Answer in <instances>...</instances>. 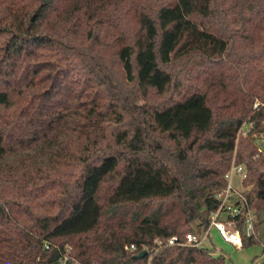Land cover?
Returning a JSON list of instances; mask_svg holds the SVG:
<instances>
[{
  "label": "trees",
  "instance_id": "trees-1",
  "mask_svg": "<svg viewBox=\"0 0 264 264\" xmlns=\"http://www.w3.org/2000/svg\"><path fill=\"white\" fill-rule=\"evenodd\" d=\"M255 132L264 0H0V264H225L168 240L232 162L264 221Z\"/></svg>",
  "mask_w": 264,
  "mask_h": 264
},
{
  "label": "built area",
  "instance_id": "built-area-1",
  "mask_svg": "<svg viewBox=\"0 0 264 264\" xmlns=\"http://www.w3.org/2000/svg\"><path fill=\"white\" fill-rule=\"evenodd\" d=\"M234 176L240 177V183L246 176V169L243 165L231 164L224 175V187L214 194L218 200V207L210 213L209 223L202 234L188 232L184 235L183 241H178L176 236L168 240V244L179 243L180 245H195L201 247L202 241L214 229L219 237L229 245L242 247V234L239 224L243 221V230L246 236H256L254 227V212L248 207L243 190L232 183ZM130 248H134L133 245ZM66 258L62 260L65 264Z\"/></svg>",
  "mask_w": 264,
  "mask_h": 264
},
{
  "label": "rangeland",
  "instance_id": "rangeland-1",
  "mask_svg": "<svg viewBox=\"0 0 264 264\" xmlns=\"http://www.w3.org/2000/svg\"><path fill=\"white\" fill-rule=\"evenodd\" d=\"M258 101L255 102L254 107L258 106ZM251 127V123L244 121L243 125L240 128L239 136L247 135L248 130ZM237 135V136H238ZM253 140L254 143L259 147V149H264V132H255L253 133ZM233 164V162H232ZM232 183L238 186L240 189L243 190L244 193V186L243 181L240 184V177L234 176L232 179ZM240 184V185H239ZM257 233L256 236L259 238V243L256 245H252L249 247H243L239 250L234 249L229 244L225 243L215 232L214 230L211 231V240L213 246L211 249L214 250V253H222L226 257L225 264H262L264 261V221H261L258 225V230L256 229ZM210 246V243H208ZM71 264H76L72 262Z\"/></svg>",
  "mask_w": 264,
  "mask_h": 264
},
{
  "label": "crops",
  "instance_id": "crops-1",
  "mask_svg": "<svg viewBox=\"0 0 264 264\" xmlns=\"http://www.w3.org/2000/svg\"><path fill=\"white\" fill-rule=\"evenodd\" d=\"M241 184V183H240ZM239 184V185H240ZM214 229L212 228V229H210V231H209V234H208V236L206 237V238H204L203 239V241H202V245H201V247H205V248H211V246H213V244H212V240H211V231H213ZM257 230H258V227H257ZM215 231V230H214ZM216 232V231H215ZM256 233H257V231H256ZM218 234V233H217ZM258 236V235H257ZM208 243H210V246H208ZM226 243V242H225ZM228 244V243H227ZM231 246V245H230ZM231 247H233V246H231ZM234 249H237V250H239V249H241V248H243V247H240V248H235V247H233ZM215 254H218V253H215ZM264 262V261H263ZM262 262V263H263Z\"/></svg>",
  "mask_w": 264,
  "mask_h": 264
},
{
  "label": "water",
  "instance_id": "water-1",
  "mask_svg": "<svg viewBox=\"0 0 264 264\" xmlns=\"http://www.w3.org/2000/svg\"><path fill=\"white\" fill-rule=\"evenodd\" d=\"M145 251H142L140 255H144Z\"/></svg>",
  "mask_w": 264,
  "mask_h": 264
}]
</instances>
